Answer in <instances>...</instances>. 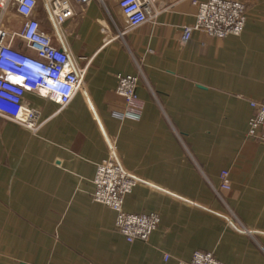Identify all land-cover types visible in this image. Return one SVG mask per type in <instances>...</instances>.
Listing matches in <instances>:
<instances>
[{"label": "crops", "instance_id": "1", "mask_svg": "<svg viewBox=\"0 0 264 264\" xmlns=\"http://www.w3.org/2000/svg\"><path fill=\"white\" fill-rule=\"evenodd\" d=\"M243 1L242 34L196 29L187 41L192 0H153L157 12L137 27L119 0L75 5L62 30L88 62L83 87L64 108L27 93L37 132L0 115V264H178L198 249L264 264V140L247 136L253 108L243 106L264 100V0ZM34 17L51 24L41 1ZM24 22L14 7L3 14L7 42ZM119 73L139 77L128 115ZM112 149L141 178L126 208L162 216L148 240L128 241L117 212L92 198L96 162Z\"/></svg>", "mask_w": 264, "mask_h": 264}, {"label": "built area", "instance_id": "2", "mask_svg": "<svg viewBox=\"0 0 264 264\" xmlns=\"http://www.w3.org/2000/svg\"><path fill=\"white\" fill-rule=\"evenodd\" d=\"M40 1L49 14L50 25L34 17ZM92 1L106 4L105 0H0V115L37 132L43 123L40 120L41 110L27 102V93L55 102L59 108L66 107L72 101L83 87L88 62L79 61L62 29L64 23L74 16L76 4L86 6ZM192 2L196 7V20L184 26L183 41L189 40L196 29L219 37L243 33L247 20L243 0ZM119 5L129 27L143 24L157 12L153 0H119ZM11 7L25 17V22L20 30L12 33L11 41L7 42L1 19ZM110 29L105 28L107 32ZM16 37L23 39L36 55L16 48L12 44ZM138 85V75L118 74L115 93L117 108L122 115L138 110ZM243 106L253 108L247 136L264 140V100L246 99ZM221 177L222 186L230 188V171L224 169ZM140 182V176L123 164L115 149L96 162L92 198L117 212V229L130 242L150 239L162 220L157 211L126 208L128 195ZM166 258H169L168 253ZM178 264L228 263L212 251L198 249L190 259H181Z\"/></svg>", "mask_w": 264, "mask_h": 264}, {"label": "rangeland", "instance_id": "3", "mask_svg": "<svg viewBox=\"0 0 264 264\" xmlns=\"http://www.w3.org/2000/svg\"><path fill=\"white\" fill-rule=\"evenodd\" d=\"M41 4V3H40ZM40 9H41V6H40ZM11 12H15V10H12ZM16 13V12H15Z\"/></svg>", "mask_w": 264, "mask_h": 264}]
</instances>
